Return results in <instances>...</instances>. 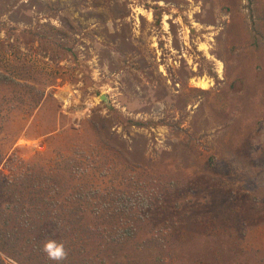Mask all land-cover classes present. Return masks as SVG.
Listing matches in <instances>:
<instances>
[{"label":"rangeland","instance_id":"374dc122","mask_svg":"<svg viewBox=\"0 0 264 264\" xmlns=\"http://www.w3.org/2000/svg\"><path fill=\"white\" fill-rule=\"evenodd\" d=\"M0 72V264H264V0H0ZM81 189L145 198L136 239L51 238L55 211L96 226Z\"/></svg>","mask_w":264,"mask_h":264},{"label":"trees","instance_id":"16d2710c","mask_svg":"<svg viewBox=\"0 0 264 264\" xmlns=\"http://www.w3.org/2000/svg\"><path fill=\"white\" fill-rule=\"evenodd\" d=\"M0 82L6 85H12L16 83L13 78L2 72H0ZM135 123V125H140V123ZM76 167L78 166L75 165L73 168ZM74 170L76 172H82L80 168H76ZM32 177L33 176L30 173H18L15 177V181L6 178V187L8 188V191L14 193L13 199L22 204L23 209L21 211L26 214L32 211H38V208L41 207L40 201H43V191L41 189H38L39 184L33 182L31 179ZM51 193H54V191H52ZM68 200L77 202L79 207L86 205L92 206V214L96 218V220L99 216V221L96 222L95 227L87 228L82 226L77 220L65 221L59 219L61 217H56V213L58 211H55L53 212L54 218H52L51 220H49L50 218H46L47 220L44 219L46 226L48 228L51 227L49 231V236L51 238H56L58 237V235L59 237H63L71 232L77 235L78 238L80 237L82 239H86V237L88 238L87 235H89L90 232H92L93 236H96L97 233L101 232L103 233V235H101V239H103V242L106 241L108 243L120 245L130 244L136 239L138 235L137 226L139 225V223L136 221H130H133L134 216L141 217L143 215L141 212L145 211L149 207L148 201H146V199L143 198L140 194L129 195L125 191L109 193L101 190L81 189L74 195L70 196ZM57 203L58 202H53V204L51 205H54L56 207ZM76 208L77 207L69 211L72 213L70 214V216L79 217V215L75 213ZM134 210L135 212H133ZM43 212L44 211L42 210V216L44 215ZM25 223L27 224L28 222ZM30 224L34 223L30 221ZM22 226L23 225L20 224L19 229H13L9 221L0 224V241H3L4 246H6V244L8 243H11L10 245H13L12 242L17 243L23 239L21 235ZM35 241L36 240L33 237L30 239V243H34ZM84 243H87L86 240H84ZM38 247H40V244L33 245V249H36ZM67 247L68 246L62 248L58 246V249H60V253L64 255L62 259L65 264H82L81 260L76 258H80L82 256H84V258H86L87 260L85 261V264L94 263V259L87 256L88 251L84 250V248H86L85 245H83V247L76 252L74 250L66 252ZM102 253L103 252L101 251V254H99L100 258L101 256L103 257ZM105 263V259L102 258L101 264Z\"/></svg>","mask_w":264,"mask_h":264},{"label":"bare ground","instance_id":"6f19581e","mask_svg":"<svg viewBox=\"0 0 264 264\" xmlns=\"http://www.w3.org/2000/svg\"><path fill=\"white\" fill-rule=\"evenodd\" d=\"M165 24H167L166 22H165ZM201 49L203 50V51H205V53H206V55L208 56V57H210L211 58V55H210V53H209V49H208V47L206 46V45H202L201 46ZM219 65H220V69L222 70V64L221 63H219ZM222 71H220V73H221ZM222 74V73H221ZM197 84V86H199L200 88H211V86H212V82L211 81H207V79H201V80H199V82H197L196 83Z\"/></svg>","mask_w":264,"mask_h":264},{"label":"clouds","instance_id":"9594fccd","mask_svg":"<svg viewBox=\"0 0 264 264\" xmlns=\"http://www.w3.org/2000/svg\"><path fill=\"white\" fill-rule=\"evenodd\" d=\"M46 247H47L48 249H51V248H52V245H51V244H48ZM59 252H60V250H59V249H56V250L53 251L51 254H52L53 256H56V255L59 254Z\"/></svg>","mask_w":264,"mask_h":264},{"label":"water","instance_id":"95a60500","mask_svg":"<svg viewBox=\"0 0 264 264\" xmlns=\"http://www.w3.org/2000/svg\"><path fill=\"white\" fill-rule=\"evenodd\" d=\"M102 101L107 103L108 102L107 97L106 96H102Z\"/></svg>","mask_w":264,"mask_h":264}]
</instances>
